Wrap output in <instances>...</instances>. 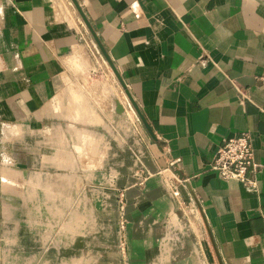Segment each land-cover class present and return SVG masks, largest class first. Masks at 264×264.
<instances>
[{
    "label": "crops",
    "instance_id": "obj_1",
    "mask_svg": "<svg viewBox=\"0 0 264 264\" xmlns=\"http://www.w3.org/2000/svg\"><path fill=\"white\" fill-rule=\"evenodd\" d=\"M60 1L72 23L52 0H0V128L26 121L38 134L42 121L58 124L44 107L67 87L73 47L95 44L71 1ZM77 2L153 132L137 119L154 174L183 182L181 199L196 208L214 259L264 264V2ZM243 134L252 188L210 171L223 141ZM52 138L22 143L26 168L39 148L50 154Z\"/></svg>",
    "mask_w": 264,
    "mask_h": 264
},
{
    "label": "rangeland",
    "instance_id": "obj_2",
    "mask_svg": "<svg viewBox=\"0 0 264 264\" xmlns=\"http://www.w3.org/2000/svg\"><path fill=\"white\" fill-rule=\"evenodd\" d=\"M53 3L56 12L60 15L59 17L63 20H70L66 14V10L63 8L62 2L54 0ZM69 22L72 23L71 20ZM83 42V47L88 46L85 47V51L80 49L84 54L82 57L85 59L79 57V48L73 47L71 54H78V52L79 54L78 56L75 55L76 57L70 54L69 60L65 63V68L70 72L67 87L54 101H51L44 107V113L45 111L54 112L53 114L57 120L54 122L58 123L57 126L52 128L50 121H42L40 123L41 133L38 134H32L29 131L30 125L26 121L19 123L24 127L21 130H18L17 123V125L11 123L10 125L13 126L4 125L0 128V264H4V243L2 241L4 211L7 208L17 206L18 210L23 213L27 212L32 206L26 200L27 197L25 198L24 196V193L28 194L25 191L26 187L27 189H31V191L34 187L30 183L32 179H26L19 175L20 172L26 170L32 172L41 171L45 173V177L53 176L51 181L49 179V181L45 180L40 181L38 184L36 183L37 189L36 191L33 189L34 191L32 192L36 195L37 191L46 190L50 185L52 196L49 195L50 201H45V205L51 207L52 210H62V215L56 222H53L52 228L44 227L35 231L39 233V236L44 235L46 239L45 247L47 246L44 248L45 251L52 246H60L61 242L73 244L74 238L78 234L80 236L90 232V236L88 238L85 237V244L88 247H100L101 250L96 252L90 248L84 250L82 247L80 251L79 248L78 250H74L73 248L64 249L66 254H68L64 257H67L71 263L80 261L81 256L79 252H83L85 263H89V260L96 257L95 254H101L104 257L110 255L119 258L122 260L121 264H130L132 253L130 251L129 231L131 229L134 230L136 227L133 211H138V207L153 206L158 212L168 215L167 195L174 201L173 212L175 217L179 222H183L184 229L188 228L193 232V236L199 247L201 264H218L212 256L209 246L205 245V242H207L206 236L196 208L191 204L183 203L181 198L174 197L169 174L167 172V174L158 172L153 174L154 171L150 172L151 170L142 161L141 155L138 151L136 152L139 147H143L147 151L138 127L137 119L139 118H137L138 116L132 105L133 112L130 114L127 111L126 101H124L122 96L126 97L127 100L129 99L107 61L102 57L96 44H94V47L99 53L96 52L93 44L88 39H85ZM82 52L81 55H83ZM74 57L75 59H73ZM77 57L81 59L76 60ZM84 73L85 75H83ZM78 104H82L80 110H76L80 106ZM120 109L121 111H119ZM118 111L122 112V114L120 115ZM127 131L135 139L133 143L126 139L125 133ZM6 132L12 138L7 139ZM54 133L59 136L62 143L58 147V151L60 152L54 154L53 159L56 162L61 161L63 167H59L58 169L54 167H42L41 165L44 160L47 157L51 158V156L47 155L46 157L45 154L40 152L39 148L36 157V167L26 168L25 165L30 164L29 158L23 155L27 147L22 143L34 140V143L39 145L35 136H51ZM125 149L132 155L124 152ZM109 150L113 153H111L109 164H106ZM18 152L23 153L20 154ZM18 155L22 156L21 164ZM125 155L126 157H124ZM122 165L128 171L121 176V173L118 171L119 169L115 170L114 168ZM5 170L7 171L6 173H4ZM4 180H7L11 187H6L8 190H3V192ZM100 191L105 195L99 203L107 207L100 208L96 203L98 202L97 198ZM108 193L113 194V203L116 207L112 206L114 209L110 207L112 203L106 198ZM11 196L16 200L11 201ZM112 220L117 224L115 228V247L101 242L103 241V232L99 230L98 232L95 227L99 222L105 223ZM6 221L15 224L18 222L14 218ZM170 223L168 217L161 222L164 229L172 228L170 227ZM155 230H157L156 227L149 226L144 228L143 244L146 249L157 245L160 239ZM172 234L176 235L174 231ZM165 257L171 259L176 256L175 254L169 256L166 254ZM100 263L111 264L109 260ZM23 264H28L26 259H23Z\"/></svg>",
    "mask_w": 264,
    "mask_h": 264
},
{
    "label": "bare ground",
    "instance_id": "obj_3",
    "mask_svg": "<svg viewBox=\"0 0 264 264\" xmlns=\"http://www.w3.org/2000/svg\"><path fill=\"white\" fill-rule=\"evenodd\" d=\"M57 10H58V8H57ZM81 52H82L81 50H80V54L78 52L79 57L84 56L83 52H82L83 55H81ZM72 54L74 56L75 55L78 56V54H74V53H72ZM75 57L73 59H75ZM77 59H78V57L76 58V60ZM80 59L81 58H79L78 60H80ZM83 59H85V58H83ZM82 65H83V63H82ZM83 75H85V73ZM122 98L124 99V101H126L127 111L131 114L133 112V110L131 108L132 104H131L130 100H127V98L124 96H122ZM115 102L117 103L116 100H115ZM78 105H80V104H78ZM80 108H82V104L79 106V108H76V110H78V109L80 110ZM119 111H121V109ZM53 113L48 112V114H50V115ZM59 114H61V113L59 112ZM121 114H122V112L120 113V115ZM17 128H18V130H21L24 127H23V125L18 124ZM127 130H128V128H127ZM35 137H36V140L39 142V145H44L45 139L48 136L39 135V136H35ZM52 137H53L52 139H54L52 142L53 147L50 148V150L48 149L50 152L49 155L51 156V158L47 157L41 166L42 167H54V168L58 169L59 167H63V164L61 161L56 162L53 159V157H54L53 155L60 152V151H58V147L61 145L60 143H62V141H60L61 139L59 138V136H57L55 134H53ZM125 137L131 143H133L135 140L133 138L132 134L129 133V131H127L125 133ZM31 143H34V140ZM108 145H109V142H108ZM110 148H112V147H110ZM134 148H137V147H134ZM111 150L113 151V149H111ZM111 150H109L107 153L108 158L106 159V162H105L106 164H109L111 153H113ZM45 151H47L46 148H45ZM137 151L141 155L142 161L151 170L150 172L157 171L156 166H155L151 156L147 153V151H145L143 147L137 148L136 152ZM124 152L129 153V151L126 149ZM129 154L132 155L131 153H129ZM114 155L118 156L117 154H114ZM18 157H19L20 164H21L22 163V161H21L22 156L18 155ZM124 157H126V155ZM28 161H29V164H31L30 158L28 159ZM139 162L143 163L141 161H139ZM114 169L115 170L119 169L118 171L121 173L120 174L121 176L126 174L128 171L123 165L118 167V168H114ZM6 172L7 171L5 170L4 173H6ZM19 175L26 178V179L31 178L32 182H30V183L33 184V186L35 187V188L33 187V189L35 191L37 189L36 183L38 184L40 181H45V180L49 181V179L51 181L53 178V176L52 177H45V173H43L41 171H33L32 172V171L26 170L24 172H20ZM3 182H4V188H2V191L3 190L7 191L8 189H6V187L10 188L11 185H9V182L7 180H4ZM153 183H155V182H153ZM150 184H151V182H150ZM50 187L51 186L49 185V188H46V190L37 191L36 195L34 192H32V191H34L33 189L31 191V189H27V187H26L25 191L28 192V194L24 193V196H25V198L27 197L26 200L28 201V203H30V206L32 205L31 208L27 212L22 213L20 210H18L17 206H14L13 208H7L6 210L4 209L5 210L4 211V221H3L4 233H3V238H2V241L4 243V245H3L4 246V250H3L4 264H23V259H26L28 264H102L100 262L107 261V260H109L111 262V264H121L122 263L121 259L116 258L114 256H110V255L107 257H104L101 254H95L96 257H93L92 260H89V263L88 262L85 263V261H84L85 256L83 255V252H79L80 256H81L80 261H76L74 263H71L67 257H64V256L68 255V254H66V251L64 249H69V248H73L74 250H78V248H79V251H80V249L82 247V248H84V250L90 248V249H92V251H96V252L100 251L101 250L100 247L93 248V247H88V245L85 244V242H86L85 237L88 238L90 236L89 235L90 232H87L85 235L82 234L80 236L78 234L77 237L75 235L76 238H74L73 244H71V243L67 244V243L61 242L60 246H52L51 248H47L46 251L44 250V248L47 247V246L45 247L46 239L44 238V235L39 236V233H37L35 231L39 228L42 229L44 227L52 228L53 222L54 221L56 222V220H58L59 217L62 215L61 214L62 210H60V211L58 209L52 210L51 207L45 205V201L49 202L50 196H52V191H51ZM157 190H158V188H157ZM153 193H154V191H153ZM155 194H156V192H155ZM104 195L105 194L102 191H100V194L98 195L99 197L97 198L98 202H96V203L98 204V206L100 208L101 207H107V206H102L101 203H99V201H101V199ZM106 198L109 202L112 203V205L110 207H112V206L115 207V205L113 203V194L108 193ZM14 199L15 198L12 197L11 201H13ZM59 199L61 200V198H59ZM133 200H134V198H133ZM148 202H149V200H148ZM166 202H167V207L169 209L168 215H164V214L158 212L157 210H155L153 208V206L152 207H138V211H133V216L135 219V226L136 227L134 230L131 229L129 231L130 251L132 253V257H131V260L129 262L130 264H201L202 263L201 259H200V255H199V247L195 241L192 230H190L188 228L184 229L183 228L184 227L183 222H179L178 219L175 217V214L173 212L174 201H172L171 198L167 195H166ZM6 207H8V206H6ZM113 207H112V209H114ZM166 217H168V220L171 222L170 227H172V228L164 229L162 227L161 222L163 219H166ZM10 218L11 219H13V218L17 219L18 220L17 224L9 223V221H6L8 219L10 220ZM149 226L157 228V230H155V231L158 234V236L160 237V239H159L157 245H155L154 247H150V248L146 249L144 244H143L144 243V237H143L144 232L143 231H144L145 227H149ZM95 227H96L97 231L99 230V231L103 232V236H102L103 241H101V242H103V243L105 242V243L110 244L111 246L115 247L114 241H115V237H116L115 236L116 235L115 228L117 227L116 222H114L113 220L107 221L105 223L99 222L96 224ZM173 231L176 235L172 234ZM163 236H165V237L163 238ZM160 243H161V245H160ZM161 247H164V248H161ZM63 251H65V252H63ZM166 254L168 256L175 254L176 257L168 259L165 257ZM23 257H25V258H23ZM35 262H37V263H35Z\"/></svg>",
    "mask_w": 264,
    "mask_h": 264
},
{
    "label": "built area",
    "instance_id": "obj_4",
    "mask_svg": "<svg viewBox=\"0 0 264 264\" xmlns=\"http://www.w3.org/2000/svg\"><path fill=\"white\" fill-rule=\"evenodd\" d=\"M94 49L96 50L95 47ZM96 52L99 53L97 50ZM254 166V153L249 136L243 134L241 136L229 137L223 141L216 151L210 165V171L224 181H237L246 187L252 188L254 182L249 179V174ZM165 172L169 174L172 182L173 196L181 198L183 182L168 170H160L158 173ZM182 201L183 203L190 204L184 199Z\"/></svg>",
    "mask_w": 264,
    "mask_h": 264
},
{
    "label": "water",
    "instance_id": "obj_5",
    "mask_svg": "<svg viewBox=\"0 0 264 264\" xmlns=\"http://www.w3.org/2000/svg\"><path fill=\"white\" fill-rule=\"evenodd\" d=\"M72 5L74 6V8L76 9V11L78 12L81 20L83 21L86 29L88 30V32L90 33L94 43L96 44L97 48L99 49L102 57L107 61V63L109 64L110 68L112 69L115 77L117 78L120 86L124 89L126 95L128 96L135 112L136 115L138 116L139 120L141 121V123L143 124V126L145 127V129L148 131V133L153 136V132L150 128V126L148 125L146 119L144 118L143 114L141 113L138 105L136 104V102L134 101V99L132 98L130 92L127 89V86L124 82V80L122 79L121 75L119 74V72L117 71L114 63L112 62V60L110 59L107 51L105 50L104 46L102 45L101 41L99 40L98 36L96 35L94 29L92 28L89 20L87 19L85 13L83 12L80 4L77 2V0H70ZM257 1H261L264 2V0H257Z\"/></svg>",
    "mask_w": 264,
    "mask_h": 264
}]
</instances>
